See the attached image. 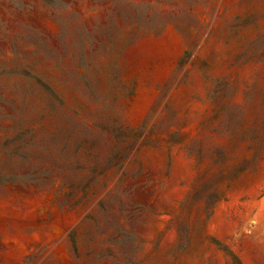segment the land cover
Masks as SVG:
<instances>
[{
	"label": "rangeland",
	"instance_id": "1",
	"mask_svg": "<svg viewBox=\"0 0 264 264\" xmlns=\"http://www.w3.org/2000/svg\"><path fill=\"white\" fill-rule=\"evenodd\" d=\"M0 264H264V0H0Z\"/></svg>",
	"mask_w": 264,
	"mask_h": 264
}]
</instances>
